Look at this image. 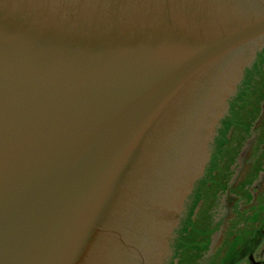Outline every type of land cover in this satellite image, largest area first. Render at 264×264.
<instances>
[{"label":"water","instance_id":"obj_1","mask_svg":"<svg viewBox=\"0 0 264 264\" xmlns=\"http://www.w3.org/2000/svg\"><path fill=\"white\" fill-rule=\"evenodd\" d=\"M202 1L0 0V264H123L137 208L170 205L146 196L190 157L169 148L200 135L212 63L264 35V5Z\"/></svg>","mask_w":264,"mask_h":264},{"label":"rangeland","instance_id":"obj_2","mask_svg":"<svg viewBox=\"0 0 264 264\" xmlns=\"http://www.w3.org/2000/svg\"><path fill=\"white\" fill-rule=\"evenodd\" d=\"M263 61L264 58L262 60L259 55L255 63L261 64L252 71L247 70L237 91L229 100V115L221 121L215 131L216 135L210 143L212 157L201 176L203 179L196 183L195 189L192 188L185 202L184 210L180 214L173 233L165 264H217V256L220 254L218 249H224L223 241L229 233H226L225 229L223 233L220 232V227L225 226L224 221L219 223L220 214L226 215L232 211L228 209L225 202L231 203L232 195L239 191V189H231L232 182L246 165L248 169H252L254 163L259 165L260 154L264 149V134L262 135L257 126L253 125L256 105L264 97ZM252 107L253 111H251ZM244 118L252 120L247 128L243 124ZM251 140H257L256 144L253 150L249 151L248 156L244 157L247 152L246 144ZM242 158L248 161L243 162ZM249 175L250 173L246 174V176ZM208 228H212L213 242L215 240L221 244L215 247V251H211V235L205 251L197 249L198 238L201 236L200 238L204 239L203 234L209 231H207ZM182 248L184 251L181 256ZM191 249L197 250V257H194L195 253L190 255L191 252L188 256L187 252ZM225 261L224 259L219 264H226Z\"/></svg>","mask_w":264,"mask_h":264},{"label":"flooded vegetation","instance_id":"obj_3","mask_svg":"<svg viewBox=\"0 0 264 264\" xmlns=\"http://www.w3.org/2000/svg\"><path fill=\"white\" fill-rule=\"evenodd\" d=\"M263 45L264 38L257 40L255 44L245 48L242 51L243 54L240 58L239 65L247 63L248 66H252L255 52ZM263 58L264 55L261 59ZM262 64L264 69V61ZM223 66L224 65L219 64L217 69ZM253 110L254 108L252 107L251 111ZM255 111L256 115L253 125L257 126V129L263 135L264 97L256 105ZM251 121L244 118V126L246 128L250 126ZM256 141L257 140H251L246 144L247 152L244 157H247L249 151L253 150ZM260 156L261 160L258 161L259 165L254 163L252 169H248L246 165V167H243L241 172L236 175V178L243 175L245 176L244 181H242L244 185H241L239 191L235 192L234 195L231 194L233 196V198L230 197L232 198L231 203L226 201L228 209L232 211L226 213V215L222 214L221 218H219V223L221 221L225 222V226L223 225L220 227V232L223 233L225 229V232L229 233L223 241L224 249H218L220 254L217 256V264L224 259L226 260V264H264V149H262ZM242 161L247 162L248 160L242 158ZM248 173H250V175L246 176ZM223 218L225 220H222ZM215 220L217 221V219ZM212 236L213 235H211V239ZM209 237L210 235H208V238ZM219 245H221L219 242H215V240L213 242L212 239L211 251H215V247ZM236 253H238V255H235Z\"/></svg>","mask_w":264,"mask_h":264}]
</instances>
